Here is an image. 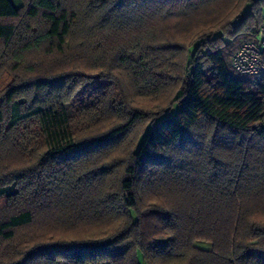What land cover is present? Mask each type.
Returning a JSON list of instances; mask_svg holds the SVG:
<instances>
[{
    "label": "trees",
    "instance_id": "obj_1",
    "mask_svg": "<svg viewBox=\"0 0 264 264\" xmlns=\"http://www.w3.org/2000/svg\"><path fill=\"white\" fill-rule=\"evenodd\" d=\"M262 20L0 0V264H264V77L231 65Z\"/></svg>",
    "mask_w": 264,
    "mask_h": 264
},
{
    "label": "built area",
    "instance_id": "obj_2",
    "mask_svg": "<svg viewBox=\"0 0 264 264\" xmlns=\"http://www.w3.org/2000/svg\"><path fill=\"white\" fill-rule=\"evenodd\" d=\"M231 65L238 74L264 77V20L256 35L234 52Z\"/></svg>",
    "mask_w": 264,
    "mask_h": 264
},
{
    "label": "rangeland",
    "instance_id": "obj_3",
    "mask_svg": "<svg viewBox=\"0 0 264 264\" xmlns=\"http://www.w3.org/2000/svg\"><path fill=\"white\" fill-rule=\"evenodd\" d=\"M98 234H100V233H98ZM195 245H196V247H199V248L210 249L209 244L206 242H197ZM173 264H179V263H173Z\"/></svg>",
    "mask_w": 264,
    "mask_h": 264
},
{
    "label": "water",
    "instance_id": "obj_4",
    "mask_svg": "<svg viewBox=\"0 0 264 264\" xmlns=\"http://www.w3.org/2000/svg\"><path fill=\"white\" fill-rule=\"evenodd\" d=\"M235 23H236V20L233 21V24H235Z\"/></svg>",
    "mask_w": 264,
    "mask_h": 264
}]
</instances>
